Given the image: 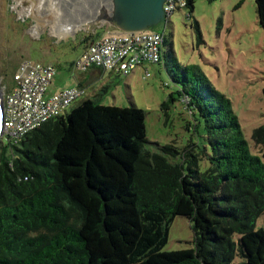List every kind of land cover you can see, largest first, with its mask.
Masks as SVG:
<instances>
[{
  "label": "trees",
  "instance_id": "1",
  "mask_svg": "<svg viewBox=\"0 0 264 264\" xmlns=\"http://www.w3.org/2000/svg\"><path fill=\"white\" fill-rule=\"evenodd\" d=\"M255 1L264 29V0ZM193 11L188 0L187 16ZM180 67L176 92L189 97L187 128L202 121L199 145L147 149L143 108L90 97L17 144H0V264H264V228H255L264 126L253 131L262 145L254 154L231 100L198 66ZM175 100L172 92L162 105L166 120ZM177 215L189 217L194 247L167 251Z\"/></svg>",
  "mask_w": 264,
  "mask_h": 264
},
{
  "label": "rangeland",
  "instance_id": "2",
  "mask_svg": "<svg viewBox=\"0 0 264 264\" xmlns=\"http://www.w3.org/2000/svg\"><path fill=\"white\" fill-rule=\"evenodd\" d=\"M24 3L28 4L29 0ZM63 4L66 18L81 25L76 35L58 39L45 31L40 39H36L8 10V0H0V95L5 87L13 84L10 72L23 60L55 66L56 74L48 85V95L80 85L78 78L84 72L76 70L75 60L87 44H82L81 39L96 32L102 35L120 32L108 26V0H64ZM187 13L188 9H178L167 23L159 20L146 28L164 31L166 35L164 62H147L149 76L144 77L143 66L134 68L127 75H114L105 70V79L97 83L99 95L94 98L104 104L143 108L146 112L147 149L158 151L160 146L169 143L179 148L190 142L199 145L206 136L202 121L197 123L196 130L187 128L186 121L192 117L176 92L182 86L177 80L180 66L196 65L210 83L231 100L243 137L249 142L252 153H260L262 145L252 138L254 129L264 126V29L259 23L256 1L194 0L192 17ZM194 20L200 25L203 38L200 43H197ZM108 76L112 77L109 82ZM106 85L107 90H102ZM172 92L176 100L169 105L166 120L162 105ZM81 98L76 99L67 112L78 105ZM195 149L199 150L198 146ZM197 162L201 168L206 166L204 159ZM260 227L264 228V212L255 225V228ZM234 237L237 238L238 234ZM194 239L189 217L177 215L170 224L164 250L194 247ZM240 260L236 256L235 261Z\"/></svg>",
  "mask_w": 264,
  "mask_h": 264
},
{
  "label": "built area",
  "instance_id": "3",
  "mask_svg": "<svg viewBox=\"0 0 264 264\" xmlns=\"http://www.w3.org/2000/svg\"><path fill=\"white\" fill-rule=\"evenodd\" d=\"M8 0V10L26 26L31 37L40 39L45 31L58 39L74 37L80 23L66 18L64 0ZM188 9V0H164V15L168 22L173 12ZM166 35L159 30H120L116 34H103L90 41L75 60L77 71L85 72L96 67L127 75L138 66L144 67V77L150 75L147 62L162 63ZM56 68L52 63L23 60L12 74L13 84L5 87L2 104L1 141L17 144L33 129L46 121L65 114L71 104L83 97L82 85L65 88L50 95ZM183 102L189 97L182 98Z\"/></svg>",
  "mask_w": 264,
  "mask_h": 264
},
{
  "label": "water",
  "instance_id": "4",
  "mask_svg": "<svg viewBox=\"0 0 264 264\" xmlns=\"http://www.w3.org/2000/svg\"><path fill=\"white\" fill-rule=\"evenodd\" d=\"M108 2L107 21L110 29L144 30L157 23L164 15V0H108ZM1 134L2 105L0 97V138Z\"/></svg>",
  "mask_w": 264,
  "mask_h": 264
},
{
  "label": "crops",
  "instance_id": "5",
  "mask_svg": "<svg viewBox=\"0 0 264 264\" xmlns=\"http://www.w3.org/2000/svg\"><path fill=\"white\" fill-rule=\"evenodd\" d=\"M83 49H81L78 53L80 54L83 51ZM104 74H105V70L93 67V68H90L89 70L85 71L84 75H81L78 78V83L85 88V94H84L83 98H81V100H83L84 98H88V97L94 98V97H97L99 95L98 91L100 88L98 89L97 83H99V81H103V79H105ZM112 74L115 75L117 73H112ZM110 78H112V77L111 76L107 77L108 82L110 81Z\"/></svg>",
  "mask_w": 264,
  "mask_h": 264
},
{
  "label": "bare ground",
  "instance_id": "6",
  "mask_svg": "<svg viewBox=\"0 0 264 264\" xmlns=\"http://www.w3.org/2000/svg\"><path fill=\"white\" fill-rule=\"evenodd\" d=\"M107 7H109V6H107ZM0 97H1V105H2L3 104V97H2V95H0Z\"/></svg>",
  "mask_w": 264,
  "mask_h": 264
}]
</instances>
